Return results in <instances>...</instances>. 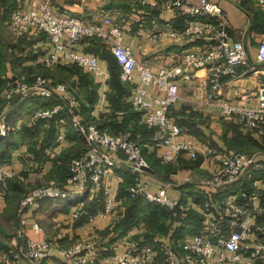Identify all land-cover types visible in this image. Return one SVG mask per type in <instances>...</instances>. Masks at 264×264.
<instances>
[{"label": "built area", "instance_id": "2783aa9c", "mask_svg": "<svg viewBox=\"0 0 264 264\" xmlns=\"http://www.w3.org/2000/svg\"><path fill=\"white\" fill-rule=\"evenodd\" d=\"M17 1L8 21L9 30L15 35L45 33L51 50L43 60L45 65L76 64L94 78L102 76L97 54L80 48L83 41L98 38L117 59L123 80L132 81L135 73L139 75L129 103L133 110L142 114L144 124L160 132L162 161L173 163L182 155L197 159L201 153L204 162L214 164L206 183L220 189L200 204L202 227L192 238L180 241L178 248L163 242L155 245L128 239L120 244L119 250L115 249L113 259L108 264H264L263 192L258 185L248 188L240 183V178L250 169L259 172L255 178L263 181V164L254 153L215 150L209 145L200 149L192 137L184 135L186 130L170 115L171 106L179 98L180 80L194 81L197 70L205 68L207 74L196 86L206 89V98L213 100L218 97L222 78L236 79L254 70L257 63L264 68V38L258 43L252 60L243 40L230 39L227 13L218 0H132L169 12L172 18L183 19L182 26L153 30V39L162 36L170 42L197 41L176 51L170 64L153 71L145 61L138 60L123 42L122 24L110 16L85 21L74 14L58 12L53 0ZM246 64V72H238L237 66ZM5 80L2 95L9 99L54 98L51 106L39 107L33 112L31 122L35 124L39 119L59 116L57 123L61 128V123L66 119L84 139L86 149L70 158L65 185L55 182L36 185L22 196L18 206L19 227L15 233L22 244L16 249L1 250L0 264H19L22 258L32 264H42L52 248L58 249L69 264H105L100 262L102 252L98 237H80L64 246L53 239L30 237L26 235L24 213L30 208L39 209L44 199H78L84 196L80 191L88 188L91 194L102 192L103 209L83 213V207L79 206L73 215L77 217L83 213L88 221H93L97 216H112L113 222H117L122 212L117 209V194L111 188L110 176L118 167L119 153L123 154L129 166L130 177L125 186L128 198H144L173 214L191 209L190 204L167 194V183L156 190L150 189V180L146 175L148 162L141 140L134 138L129 130L113 131L108 126H101L95 119L83 118L75 87L47 75H36L31 82H24L18 78L10 79L9 73ZM147 86H155L160 94L150 96ZM256 97V105H237L224 99L219 105L240 125L263 132L264 84L258 88ZM16 130L17 126L0 114V143ZM62 137L63 130H60L56 142ZM13 176L12 170L0 169V200L10 192L9 180ZM78 204H82V201ZM32 228L34 231L43 230L36 223ZM247 242L251 245L245 246Z\"/></svg>", "mask_w": 264, "mask_h": 264}, {"label": "crops", "instance_id": "0c3cea01", "mask_svg": "<svg viewBox=\"0 0 264 264\" xmlns=\"http://www.w3.org/2000/svg\"><path fill=\"white\" fill-rule=\"evenodd\" d=\"M218 1L227 13L230 39L243 40L247 53L253 60L258 43L264 38V2ZM17 4V0H0V80L13 72L20 77L28 76L37 70L39 64L44 63V58L51 51L45 33L15 35L10 32L8 21ZM53 4L58 12L74 14L85 21L110 16L115 22L122 24L123 42L129 46L138 60L145 61L153 71L170 64L176 51L197 42L194 39L170 42L162 36L153 39L151 36L153 30L182 26L183 19L172 18L169 12L132 0H53ZM97 42L85 40L80 44V48L88 53L98 54ZM99 63L103 70L100 77L94 78L85 70H80L89 77V80L83 83V87L92 93L88 104H79L80 115L100 123L108 122L116 131L129 130L134 138L142 142L148 162L146 175L150 180V189L156 190L160 185L167 183L166 191L171 198L192 206L189 211H178L177 214L157 206L158 208L149 211L152 215L149 220L148 209L141 207L140 217L126 227L124 221L129 216L133 203L139 199L126 196L124 188L129 181L130 172L123 154L119 153L118 167L110 176L111 188L117 194V209L122 212L117 222H113L112 216H97L93 221L86 219L83 214L85 211L95 213L104 207L102 192L91 194L88 188L80 191L84 196L78 199H44L39 209L30 208L24 213L26 235L30 237L53 239L63 246L80 237H98L99 249L102 252L100 262L108 264L113 259L115 249L119 250L120 244L128 239L155 245L163 242L178 248L180 241L192 238L202 227L203 215L200 204L220 188L213 186L212 183H206L212 174L214 164L204 162L201 153L197 159L182 155L173 163L162 161L160 132L155 127L144 124L142 114L133 110L129 103L133 87L139 81V75L135 73L132 81L128 82L129 90L122 91L125 87L121 80V68L117 75H113L108 58L99 57ZM247 67V64L238 65L237 70L243 73ZM206 74L205 68H202L197 70L195 82L180 80L179 98L170 108L172 119L186 130L184 135L192 137L200 149L209 145L215 150L254 153L264 166V131L249 130L240 125L233 116L225 114L219 105L223 99L237 105H256L258 88L264 84L263 66L257 63L254 70L247 71L236 79L222 78L218 97L213 100L206 98V89L196 86ZM80 80L76 78V81ZM4 84L5 81L0 87V99L2 97L0 114L8 122L16 125L17 130L12 138L4 139L0 144L1 149L6 145L4 155L0 156V169L6 168L14 172V176L9 180L10 192L0 200V251L16 249L22 244V240L15 235L20 217L18 202H15L13 208L14 219L10 217L13 195H17L22 186L24 192L36 185L50 182L65 185L70 158L86 149L84 139L73 130L71 123L66 119L61 123V128L57 123L59 116L39 119L35 124L31 122L33 112L39 107L51 106L55 102L54 98L37 96L32 100L7 99V101L2 95ZM147 89L150 96L160 94L155 86H147ZM60 130H63V137L56 142ZM257 173L259 172L250 169L240 178V183L248 188L258 185L263 192L264 203V180L259 181L255 178ZM142 200L150 203L144 198ZM79 201H82V204H78ZM79 206L83 207V213L75 217L73 213ZM12 223L13 227L10 225ZM34 223L40 225L43 230L34 231L32 228ZM250 245L249 242L245 243V246ZM19 264L32 263L22 258ZM42 264L69 263L58 249L52 248Z\"/></svg>", "mask_w": 264, "mask_h": 264}, {"label": "rangeland", "instance_id": "374dc122", "mask_svg": "<svg viewBox=\"0 0 264 264\" xmlns=\"http://www.w3.org/2000/svg\"><path fill=\"white\" fill-rule=\"evenodd\" d=\"M120 24V23H119ZM98 42L96 43L97 45V56L98 57H103V58H107L110 57L112 55V52L111 50L105 45L103 44L100 40H98V38H95ZM125 43V42H124ZM7 49V48H5ZM4 50V48H3ZM6 50H4L5 52ZM94 54V53H93ZM76 64H71V65H68V68H63L64 65H57V66H54V67H49L47 65H45L44 63L42 65H38L37 66V70L33 73H30L28 76H25V77H19L18 75L19 74H16V73H10V79H15V78H18L20 81H24V82H31L36 75H47V76H50L52 77L54 80H58V81H63L65 82L66 84H68L69 86L71 87H75L77 92H76V96H77V99H78V103L80 105H86V103L89 101H91V98H92V93L91 92H88V90H86L85 87H83V83L84 82H87L89 80V77L86 75V74H83L80 70L81 68L75 66ZM88 73V72H87ZM89 74V73H88ZM76 78H80V82L79 81H76ZM122 82H123V87H125V91H128L129 90V87H128V82L126 79H121ZM6 81L5 79H2L0 80V87L1 85H3V82ZM5 100L9 99L7 97H3ZM2 99V97H1ZM0 99V101H2ZM11 100H16V99H13L11 98ZM8 101V100H7ZM89 103V102H88ZM87 103V104H88ZM13 137V134L12 135H9L8 137H6L5 139H9V138H12ZM4 140H2L3 142ZM1 142V143H2ZM0 143V144H1ZM11 182V181H10ZM22 186V185H21ZM27 188V186H26ZM30 188V187H29ZM23 189L24 187L22 186V189L21 190H18V194L17 195H13V200H12V207H11V212H10V217L11 219H14L15 215L13 213V208H14V205H15V202L19 203L20 202V199L22 198V196L29 190V189H26L24 192H23ZM125 189V188H124ZM125 192V191H124ZM144 201V200H143ZM145 202V201H144ZM150 204V203H149ZM77 205V204H76ZM152 205V204H150ZM152 206H154L155 208L157 207L155 204H153ZM76 207V206H75ZM160 209V208H159ZM12 227H13V223L10 224ZM16 231V229H15Z\"/></svg>", "mask_w": 264, "mask_h": 264}, {"label": "trees", "instance_id": "16d2710c", "mask_svg": "<svg viewBox=\"0 0 264 264\" xmlns=\"http://www.w3.org/2000/svg\"><path fill=\"white\" fill-rule=\"evenodd\" d=\"M91 40H96V39H91ZM107 58L110 60V62H111V66H112V73H113V75H117L119 72L118 71H120L119 69H120V67H119V63H118V61H117V59L115 58V56H113V55H111L110 57H108L107 56ZM60 65H62V64H60ZM75 66H77V65H75ZM78 67V66H77ZM63 68H68V65H65V66H63ZM79 68V67H78ZM69 69V68H68ZM122 88L123 87H121V89L120 90H122ZM122 91H125V90H122ZM101 126H108L110 129H112L113 131H116V130H114L113 128H111V126L109 125V123L107 122H102L101 124H100ZM49 143H51V141L49 142ZM5 146L6 145H4V148H2L1 149V147H0V156H2V155H4V153H5ZM78 155V154H77ZM74 156H76V155H74ZM139 200L138 201H135L134 203H133V206H132V208L130 209V214H129V216L125 219V221H124V224H126V227H128L130 224H132L133 222H135V221H137V219L140 217V215H139V209L141 208V207H144L145 209H148V220L152 217V215L149 213V211H152V210H154V209H156V208H158V207H154V206H152V205H150L149 203H147V202H144L143 200H142V198H138ZM157 206V205H156ZM162 210V209H161ZM122 221V220H121ZM121 223V222H120Z\"/></svg>", "mask_w": 264, "mask_h": 264}]
</instances>
